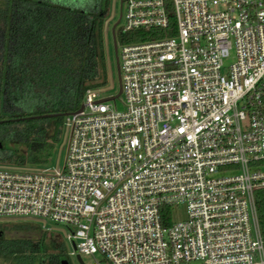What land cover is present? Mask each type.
Returning a JSON list of instances; mask_svg holds the SVG:
<instances>
[{
  "label": "built area",
  "instance_id": "2783aa9c",
  "mask_svg": "<svg viewBox=\"0 0 264 264\" xmlns=\"http://www.w3.org/2000/svg\"><path fill=\"white\" fill-rule=\"evenodd\" d=\"M120 21L153 36L116 43L122 110L88 90L60 171L0 166V221L61 225L94 264H264V0H121Z\"/></svg>",
  "mask_w": 264,
  "mask_h": 264
},
{
  "label": "trees",
  "instance_id": "16d2710c",
  "mask_svg": "<svg viewBox=\"0 0 264 264\" xmlns=\"http://www.w3.org/2000/svg\"><path fill=\"white\" fill-rule=\"evenodd\" d=\"M106 14L96 0H0V166L38 163L37 152L60 140L86 91L106 85ZM150 34L131 32L116 43L151 40ZM255 206L264 237V189L255 192ZM0 231L1 264L69 262L61 237L38 222L0 223ZM5 231L15 235L6 238Z\"/></svg>",
  "mask_w": 264,
  "mask_h": 264
},
{
  "label": "rangeland",
  "instance_id": "374dc122",
  "mask_svg": "<svg viewBox=\"0 0 264 264\" xmlns=\"http://www.w3.org/2000/svg\"><path fill=\"white\" fill-rule=\"evenodd\" d=\"M112 27H115V35L117 36L116 39L119 41L120 38V30H121V21H120V0H110L108 4L107 14L106 18L103 24V44L105 49V55H106V62H107V70H108V78L107 83L104 87L98 89L99 97L101 99H107L110 97H114L117 95L119 91V84H118V75L116 72V64H115V58H114V52H113V43H112V37H111V29ZM119 44V43H118ZM119 49V48H118ZM234 62V52L232 51L230 53V56L224 60V70L225 72L227 68L230 67L231 64ZM112 107H115L117 110H122V105L120 103L119 97L115 98L114 100L109 101ZM67 138H68V129L63 126L62 129V135L58 142H52L51 140L48 142H45L44 146H42L41 149L37 152L38 154V163L35 164H25L22 167H15V166H9L5 165L3 167L7 168H17L18 170H44L47 169L50 173H55L61 170L64 157H65V151H66V145H67ZM9 146V145H8ZM17 150L23 151L25 148L24 145H15ZM20 151V152H21ZM27 151V148H26ZM31 152V151H30ZM172 221L178 222L184 219V211L179 209H173L172 211ZM16 221H24V220H13V221H7L3 222L0 221V223H5L6 225H9L12 222ZM42 226V229H49L52 231V233L57 234L61 237L66 254L69 259L70 264H78L76 261V256L70 255L71 252H73L72 244L66 239L67 231L65 227L57 224H48L44 222H39ZM43 224V225H42ZM15 234L13 232H4V236L6 238L13 237ZM81 260L84 264H94L95 261H99L100 257L99 255H95L94 257L91 256H81ZM2 261L0 260V264Z\"/></svg>",
  "mask_w": 264,
  "mask_h": 264
},
{
  "label": "water",
  "instance_id": "95a60500",
  "mask_svg": "<svg viewBox=\"0 0 264 264\" xmlns=\"http://www.w3.org/2000/svg\"><path fill=\"white\" fill-rule=\"evenodd\" d=\"M115 27H112L111 29V37H112V43H113V52H114V58H115V64H116V72H117V75H118V84H119V91L117 93L116 96L114 97H110V98H107V99H104V101H110V100H113L117 97H119L120 95V78H119V64H118V55H117V46H116V38H115V31H114ZM83 109V105H80L79 109L76 111V112H80L81 110ZM49 117V115H46V116H33V117H29V118H26V119H42V118H47ZM20 120V119H19ZM23 120V119H21ZM9 149H12L13 148V145H9L8 146ZM2 232L0 231V237L2 236ZM72 247H74V244L72 243ZM76 261L78 262V264H84L81 260V257L80 256H76ZM61 264H70L67 260H63L61 262Z\"/></svg>",
  "mask_w": 264,
  "mask_h": 264
},
{
  "label": "flooded vegetation",
  "instance_id": "af4514ba",
  "mask_svg": "<svg viewBox=\"0 0 264 264\" xmlns=\"http://www.w3.org/2000/svg\"><path fill=\"white\" fill-rule=\"evenodd\" d=\"M110 0H96V6H99L101 10L107 8ZM121 5V0H120Z\"/></svg>",
  "mask_w": 264,
  "mask_h": 264
}]
</instances>
